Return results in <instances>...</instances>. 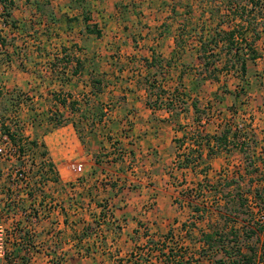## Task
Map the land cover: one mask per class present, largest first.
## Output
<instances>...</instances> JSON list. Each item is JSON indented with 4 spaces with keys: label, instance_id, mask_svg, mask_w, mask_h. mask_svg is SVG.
Wrapping results in <instances>:
<instances>
[{
    "label": "rangeland",
    "instance_id": "obj_1",
    "mask_svg": "<svg viewBox=\"0 0 264 264\" xmlns=\"http://www.w3.org/2000/svg\"><path fill=\"white\" fill-rule=\"evenodd\" d=\"M237 3L244 5L246 0H148L142 5H136L139 14L143 16L142 11L145 12V17L150 19V23L152 22L150 17L157 18L155 13L159 12L158 4L167 7V12H170L174 17L172 25L175 27V31L169 34L170 37L174 35L175 48L173 52L167 59L156 53L154 59L159 60L155 65L152 62H142V68L146 73L139 80L135 79L138 89L145 90L147 93L146 104L154 105L155 103L156 106H160L158 108L165 109L166 101H172L173 114L168 112V119L163 118L170 121L168 127L174 128L177 134L170 132L171 145L167 151L168 156L162 157L161 153L159 156L158 151L153 148L152 159L140 157V154L138 157L133 155V150L136 151L140 145L138 141L137 147L133 143L136 141L134 140L136 138H133L134 132L140 130L133 129L129 125L128 118H121L124 120L122 127H114L112 124L106 126L108 116L119 102H125L124 97L112 94L111 97L107 96L101 99V96L96 95L106 88H117V90L123 89V86L128 88V82L120 77L123 69L127 68L130 71L126 63L121 62L120 66H114L111 73H101L92 65H88V71H83V65L79 62L81 60L78 59L81 58V55L76 53L77 57L74 55L69 60L74 64L73 67L68 68L64 64L66 63L64 59H58L57 62L51 60L56 55L53 53L54 45L51 46L52 43L49 45L46 43L45 47H41L42 45L39 43L41 46L35 45V50L41 53V61L38 66L43 76L49 75L55 68L58 75L63 77L66 75L73 79L81 71L83 73L79 77L85 75L89 81L84 83L83 78H77V82L80 86H87L91 96L80 97L79 101L71 100L72 93L70 92H74V89L69 88V84H66V91L63 90L64 88H59L51 96V91L45 90L50 88L49 78H44L40 82L42 86L45 84L40 94V90L36 91L40 85L34 80H29V77L33 76L32 72L27 71L26 68L25 71L22 70L25 65H22L21 62L24 61L27 45L25 47L18 45L20 42H23V45L25 42H29V46H31L37 42L38 38L28 34L23 35L16 28L5 30L0 23V139L5 132L14 135L15 143L22 138L29 140L31 137L33 140L36 138H38L37 141L39 140L38 149H34L32 153L26 151V156L24 155L23 158L0 156V175L3 170H6L5 182L7 185H4L6 202H10L9 205L14 204L11 210H15L18 206L17 203L22 199L17 198L13 201L11 192L10 196H7L9 194L8 180L12 169L24 168L28 172L32 193L35 194L46 184L50 174L56 172L57 164H62L63 167L59 165L58 168L62 169L65 174L64 178L68 180L72 189L75 186L74 183L96 172V170L90 171V163H100V169L107 172V175L99 179V184L103 187L115 183L112 177H109L111 170L106 164L109 158H113L118 161L120 179L125 180L122 181L123 185L119 188V200H130L140 202V204L146 202L139 212L145 211L154 214L156 219L161 220L157 228L156 225L153 227L154 233L166 230L169 224L164 225V223L171 222L169 226H171L170 232L173 241L165 242V246H169L175 252L183 244V246H189L190 252H195L193 240L189 238L188 234L185 236L181 225L193 219L191 218L193 213L191 206L202 203L189 196L191 195L190 191L195 189L194 185L202 181L203 177L189 170L188 173L179 172V170H185L177 166L181 161L182 154H186L189 148H194V142L199 140V134L208 136L219 134L228 124L231 128L241 127L238 132L239 139L244 137L247 140L243 146L247 148L246 151H251L256 157L261 153L264 138V25H257L259 24L258 20L264 18V12L255 14L257 15V21L254 23L256 32L252 29L250 33H247L245 43L238 41L239 55L237 58L234 57L232 51L227 52V41H219L224 32L234 26L232 14L228 8L230 4L236 5ZM262 4V10H264V3ZM88 7L90 8L89 2ZM148 9L153 11L149 16L147 15ZM154 10L157 11L154 13ZM213 36L215 38L217 36L219 41L218 45L214 47L213 44L207 42ZM46 40L48 41L47 38ZM200 40L206 43L203 51L200 50ZM11 44H17L15 54L11 53V48H6ZM249 47L252 48V51ZM62 48L64 51L68 50L66 47ZM65 56L71 58L70 54ZM11 57H14L15 60ZM199 57H201L200 60ZM240 58L246 60L247 72L244 75L241 74L237 63V59ZM167 61H170V66L166 65ZM75 70L76 72H74ZM115 70H117L116 75ZM30 71L33 69L30 68ZM40 78L37 77V79ZM62 85L65 84L62 83ZM74 86L77 87L75 84ZM164 91L166 92L163 94ZM72 102L76 103L73 107L70 106ZM194 104H196V112ZM55 113L60 117H56V120L60 119L65 124L68 121L73 122L76 126V129L74 127L75 131L72 128H69V131L66 128L57 131L50 129L52 125L48 120ZM160 115L165 114L160 113L158 116ZM157 118L161 120V118ZM46 130H50L52 133L47 135L49 132ZM61 131L77 135L80 142L75 137L78 147L74 151L73 157H61L50 172L48 165L54 164L51 160L52 157L46 161L41 159L40 144L44 140L43 135H47L46 142L49 143L54 141L55 135ZM128 138L132 142V146ZM175 138L179 140L178 144L175 143ZM1 145L0 142V147ZM178 145L181 146L179 149ZM229 147L227 148L229 153L226 150H221L210 161V171L207 173L210 180H214L219 174L223 177H230L240 168V165H247V162L242 163L243 160H238V151ZM58 152L57 150L58 155L62 154V152ZM79 165L81 166L80 172L76 170ZM40 166H42V170H40ZM39 173L41 174L38 175ZM261 175V171L251 175L254 178L252 182L260 180ZM143 186L148 187V190L141 188ZM247 187V184L242 185V191L245 192ZM140 188L142 192H140ZM118 193L115 192V195ZM229 195L231 193L227 190L225 195L222 193L224 200H228ZM81 197L79 194H75L74 198L80 199ZM93 199L95 200V197ZM241 217L243 216L241 215ZM196 223L199 228L205 226L203 223ZM88 228L93 230L95 227L88 226ZM194 229L198 230L196 227ZM196 230L193 232V239L197 238ZM254 242L255 239L245 241L249 246L255 245ZM158 244L160 247V241L157 242Z\"/></svg>",
    "mask_w": 264,
    "mask_h": 264
},
{
    "label": "crops",
    "instance_id": "obj_2",
    "mask_svg": "<svg viewBox=\"0 0 264 264\" xmlns=\"http://www.w3.org/2000/svg\"><path fill=\"white\" fill-rule=\"evenodd\" d=\"M12 1L14 7L10 19L17 26L16 30L23 35L28 34L38 38L35 44H31L32 47L29 46V42H25L24 45L23 42L18 43L19 47L27 45L24 61L21 62L25 65L22 70L25 71L26 68L27 71L32 72L33 76L29 75V80H34L40 85L36 91L40 90L41 94L45 84L42 86L40 82L44 78H49L50 88L45 90H50L51 96L59 88H64L63 90L66 91V84L74 89V92H70L71 100L79 101L80 97L91 96L89 88L80 86L77 82V78H83L84 83L89 81L85 75L79 77L83 73L81 71L73 79L66 75L64 77L58 75L55 68L52 73L43 76L38 66L41 53L35 50V45L41 44V47H45L46 43L47 45L52 43L53 53L56 54L51 58L53 62H57L58 59L69 61L74 55L77 57L76 53H80L81 58L78 59L81 60L79 62L83 65V71H88V65H92L101 73H111L114 66H120L121 62L126 63L130 71L127 68L123 69L120 77L128 82V88L125 86L120 90L106 88L102 89L101 93H96L101 99L111 97L112 94L121 95L125 99V102H119L110 113L106 126L112 124L114 127H122L124 120L121 118H128L129 121H125H128L133 129L142 132H134L133 138H136L134 139L136 141L133 143L136 147L140 145L136 151L133 150V155L138 157L140 154V157L152 159L155 148L159 156L160 153L162 157L168 156L167 151L171 145L170 132L177 134L174 128L168 127L170 121L164 120L168 119V112L164 108L149 107L145 101L146 91L139 90L135 83V79L139 80L146 73L142 68V62L151 63L156 53L167 59L175 48L174 35L173 37L169 35L175 31L172 25L174 17L167 12V7L159 3L157 5L159 12L155 13L157 10H154L157 18L150 17L152 19L150 23V19L145 17L146 13L142 11L143 16H141L136 9V5H142L148 0H88L91 19L85 24L83 11L71 7V0ZM148 10L149 16L153 11ZM0 21L5 30L12 28L9 22H3L1 17ZM93 25H96L100 31L99 37L86 33L85 27ZM16 45L11 44L6 48H11V53L15 54ZM62 47L68 49L65 53L70 54L71 58L65 56ZM11 59L15 60L14 57ZM73 65L70 61L66 64L68 68H72ZM30 68L33 71H30ZM115 72L116 75L117 70ZM37 77L41 78L37 79ZM160 113L165 115L158 116ZM65 128L68 131L69 128L75 131L74 123L71 121L54 128L53 131ZM68 131H61L55 135V138L53 137L54 141L49 143L46 142V136L52 131L42 137L44 140L41 144L47 153L45 159L52 157L53 165H56L61 157H73L74 151L77 150L75 140L77 135L74 136ZM29 139L33 140L31 137ZM130 145H133L131 141ZM57 150L62 154L58 155ZM117 162L109 158L106 163L111 170L109 177L115 182L113 185L101 187L99 179L107 175V172L100 169V163H90V171L96 170V172L76 182L77 184L74 183L72 189L68 180L64 178V172L60 167L58 168L59 165L63 167L62 164H57L56 172L50 174L46 184L37 193H32L31 197L20 199L15 210H11L14 204L4 207L10 202L7 203L5 198L6 170H3L0 175V226L8 235V239L5 245L6 256L0 258V264H14V262L16 264H165V255H158L157 250L152 248L158 241L163 242L164 237L170 232L171 222L164 223V225L169 224L166 230L154 233L153 227L156 225L157 228L161 220L156 219L154 214L139 212L146 202L140 204L130 200H119V188L125 180L120 179ZM179 172L188 173V169ZM141 188L140 192H142ZM145 189L148 190V187ZM115 192L119 193L115 195ZM75 194L82 197L76 199ZM26 211L30 212L25 214ZM32 215L37 216L36 220L32 219ZM172 223L174 224V221ZM88 226L95 228L91 230ZM188 256L189 254L180 260H186ZM135 257L139 259L135 260Z\"/></svg>",
    "mask_w": 264,
    "mask_h": 264
},
{
    "label": "trees",
    "instance_id": "obj_3",
    "mask_svg": "<svg viewBox=\"0 0 264 264\" xmlns=\"http://www.w3.org/2000/svg\"><path fill=\"white\" fill-rule=\"evenodd\" d=\"M262 3H264V0H246L244 5L238 3L236 5L230 4L228 8L231 11L234 26L224 32L219 41H227V52L230 53L232 51L236 58L239 55L238 41L245 43L247 33H250L252 29L256 32L254 23L257 21V15L255 14L256 12H264ZM0 5L2 7L0 17L3 22H9L10 26L15 29L16 25L14 22L8 21L10 20L14 2L12 0H0ZM70 5L83 11V22L85 24L90 21L88 0H71ZM257 23H259L257 25H264V18L258 20ZM85 31L88 34L100 36V31L96 25L86 26ZM201 41L200 50L203 51L206 43ZM219 41L217 36L216 38L213 36L207 42L213 44L214 47L218 45ZM249 49L252 51V48L249 47ZM62 51L65 53L64 50ZM200 59L201 57H199ZM157 60L159 59L153 58L152 64L155 65ZM64 61L66 62L64 63L65 65L69 62L68 60ZM237 61L241 74H246V60L240 58ZM166 65L170 66V61H167ZM205 65L208 66V64ZM75 104V102H72L70 106L73 107ZM147 105L151 108L160 107L156 106L155 103L154 105L147 103ZM165 105V110L172 115V101H166ZM195 105L193 106L196 112ZM56 117L60 118L57 113L49 118L48 122L52 125L50 129L65 124L60 119L56 120ZM74 127L76 129V126ZM240 129V126L231 128L228 124V126L223 127L219 134L208 136L201 133L198 136L199 140L194 139V148H189L186 154H182L181 161L177 166L180 169H188L193 173H198L203 177L202 181L194 185L195 189L190 191L191 195L189 196L202 203L191 206L193 207L191 215L193 219L181 225L185 236L188 234L189 238L193 240L191 241L195 252H190L189 246H183V244L175 252L169 246L166 247L165 242L173 241V237L169 232L164 237L163 242H160V247L159 244L155 243L152 248L157 250L158 255H165V264H264V138L261 145V153L256 157L251 151H246L247 148L243 146L247 143V140L244 137L239 139L238 132ZM46 132H50V130H46ZM3 135H6L13 143L12 145L17 147L18 159L24 157L26 151H28L27 153L29 151L32 153L34 149H38L36 140L22 138L23 141L21 139L15 143L14 135L5 132ZM175 140V143L178 144L179 140L176 138ZM229 146L238 151V160H243L242 163L247 162V165H240V168L230 177H223V175L219 174L217 178L210 180L207 174L210 171V161L221 150H226L229 153V149H227ZM40 147L42 149L40 157L43 161H46L45 156L47 153L43 144ZM180 147L178 145V149ZM205 150L206 153L204 154ZM48 166V170L52 172L53 164ZM40 168V170L43 169L42 166ZM260 168L261 170H259ZM259 171L262 172L261 179L254 180L253 183L252 179L254 178L251 175L257 174ZM246 184L248 185L247 190L243 192L242 185ZM252 184L254 185L252 186ZM226 190L231 193L228 200H224L222 196V193L225 195ZM8 192L7 196H10L9 189ZM31 195L32 193L28 194L29 197ZM187 200L190 201L189 199ZM9 206V204L5 205V207ZM196 222L203 223L205 226L199 228ZM195 227L198 230L194 229ZM194 230L198 234H195L197 236L195 239H193ZM251 239H255V245L249 246L245 241H250ZM187 254L189 256L186 260H180ZM138 259V257H135V260Z\"/></svg>",
    "mask_w": 264,
    "mask_h": 264
},
{
    "label": "built area",
    "instance_id": "obj_4",
    "mask_svg": "<svg viewBox=\"0 0 264 264\" xmlns=\"http://www.w3.org/2000/svg\"><path fill=\"white\" fill-rule=\"evenodd\" d=\"M2 143L0 147V156L13 158L18 157L17 147L12 145L10 139L3 135L0 139ZM25 157V156H24ZM23 158V157H22ZM76 170L81 171V166L79 165ZM28 172L24 168H15L10 172L8 187L9 191L12 193V200L15 201L17 198H27L29 193H32L31 182L28 177ZM30 211H26L25 214H28ZM33 220H36L37 216H31ZM8 239V235L5 233L2 226H0V258L6 256L5 245ZM16 264V262H14Z\"/></svg>",
    "mask_w": 264,
    "mask_h": 264
}]
</instances>
